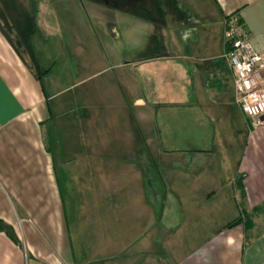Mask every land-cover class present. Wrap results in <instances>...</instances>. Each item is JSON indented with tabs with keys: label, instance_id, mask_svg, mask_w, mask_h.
Returning a JSON list of instances; mask_svg holds the SVG:
<instances>
[{
	"label": "crops",
	"instance_id": "1",
	"mask_svg": "<svg viewBox=\"0 0 264 264\" xmlns=\"http://www.w3.org/2000/svg\"><path fill=\"white\" fill-rule=\"evenodd\" d=\"M127 5L0 0V264H264V125L224 46L238 12L264 58V0L140 4L143 44ZM124 15L108 65L89 23Z\"/></svg>",
	"mask_w": 264,
	"mask_h": 264
},
{
	"label": "built area",
	"instance_id": "2",
	"mask_svg": "<svg viewBox=\"0 0 264 264\" xmlns=\"http://www.w3.org/2000/svg\"><path fill=\"white\" fill-rule=\"evenodd\" d=\"M224 46L234 75L236 103L252 130L264 125V58L254 48L251 34L238 12L224 22Z\"/></svg>",
	"mask_w": 264,
	"mask_h": 264
},
{
	"label": "rangeland",
	"instance_id": "3",
	"mask_svg": "<svg viewBox=\"0 0 264 264\" xmlns=\"http://www.w3.org/2000/svg\"><path fill=\"white\" fill-rule=\"evenodd\" d=\"M77 1V0H76ZM153 1V0H149ZM127 9L136 10L138 11V26L135 29L134 27V35L138 36V40L140 44L145 43L147 30L145 25V20L148 18V11L143 10V7L138 6L137 4L129 3ZM122 17V16H121ZM119 18L121 21L116 23L115 21L108 22L107 24L97 22L95 19L92 20L90 24V33L93 35V39L95 44H93V47H97L102 53L107 52L108 53V59L106 63L108 65H115L117 63L115 58H111L110 54L112 53V50H115L116 46L119 49H123L124 51H128V49L131 46V35L133 32V26L131 23V17L124 15L125 19ZM127 17V18H126ZM123 21V22H122ZM75 23L78 26L79 20H75ZM79 31V29H77ZM118 34L123 33V38H118Z\"/></svg>",
	"mask_w": 264,
	"mask_h": 264
},
{
	"label": "flooded vegetation",
	"instance_id": "4",
	"mask_svg": "<svg viewBox=\"0 0 264 264\" xmlns=\"http://www.w3.org/2000/svg\"><path fill=\"white\" fill-rule=\"evenodd\" d=\"M106 3H111V2H122L124 4H129V3H133V4H137V5H140V4H147L149 3L150 1L149 0H105Z\"/></svg>",
	"mask_w": 264,
	"mask_h": 264
},
{
	"label": "trees",
	"instance_id": "5",
	"mask_svg": "<svg viewBox=\"0 0 264 264\" xmlns=\"http://www.w3.org/2000/svg\"><path fill=\"white\" fill-rule=\"evenodd\" d=\"M236 223H238V221L234 222L233 224H236Z\"/></svg>",
	"mask_w": 264,
	"mask_h": 264
}]
</instances>
